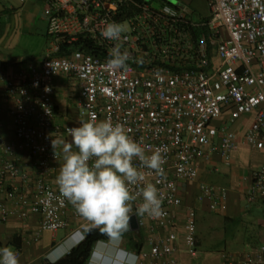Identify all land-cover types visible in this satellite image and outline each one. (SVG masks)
Returning a JSON list of instances; mask_svg holds the SVG:
<instances>
[{
  "label": "built area",
  "instance_id": "1",
  "mask_svg": "<svg viewBox=\"0 0 264 264\" xmlns=\"http://www.w3.org/2000/svg\"><path fill=\"white\" fill-rule=\"evenodd\" d=\"M39 1L47 25L43 56L37 64L6 78L3 86L14 104L10 116L15 136L3 153L17 148L33 157L35 193L30 211L40 217L34 239L67 226L68 201L47 181L60 158L51 133L70 138L68 128L79 126V122L54 126L52 81L67 75L79 84V121L95 117L120 123L148 153L167 147L164 175L144 170L145 182L160 189L164 214L136 216L138 231L146 232L145 247L131 252L137 264H178L180 252L194 257L193 209H186L181 237L176 229L175 212L183 206L179 184L197 179L198 160L218 154L229 164L238 137L230 124L241 117L254 114L243 134L244 143L253 148L264 144V0H203L205 15L168 0ZM111 21L126 25L121 50L130 55L127 71L112 70L107 64L115 45L101 36V30ZM0 174L13 180L19 170L5 161ZM5 195L15 204L20 199L14 191ZM259 197H264V167L253 171L246 195L249 203ZM203 199L211 212L227 208L223 187L200 185L198 200ZM25 215L18 206L0 204L1 223ZM72 215L83 220L72 235L85 236L89 221L75 209ZM119 243L124 238L96 242L86 264H104L110 249ZM14 249L20 254V249ZM224 261L264 264V245L240 259L225 257Z\"/></svg>",
  "mask_w": 264,
  "mask_h": 264
},
{
  "label": "crops",
  "instance_id": "2",
  "mask_svg": "<svg viewBox=\"0 0 264 264\" xmlns=\"http://www.w3.org/2000/svg\"><path fill=\"white\" fill-rule=\"evenodd\" d=\"M8 6L7 9L0 7V24L3 26L0 35V173L3 163L10 161L18 168L19 176L12 180L8 175L2 177L0 174V204L6 203L8 208L18 206L26 215L24 218L12 216L4 223L0 222V247L20 249V264H45L57 261L68 252L69 247L65 242L83 220L73 217L74 208L68 202L66 228L56 233L44 231L35 240L34 233L39 228L40 217L30 211L35 193L33 157L17 148H13L8 154L3 153L6 145L15 142L10 116L14 104L4 92V81L27 65L39 62L40 59L22 56L18 48L24 35L42 37L46 42L47 30L39 0H21V3L18 1V4ZM52 86L55 92L54 126L62 128L78 124V81L71 76L60 75L53 79ZM253 119L254 114H250L231 124V130L238 137L237 149L231 154L229 164H225L218 154L212 155L207 161L198 160L197 179L179 184L183 206L175 212L176 229L181 237L186 209H193L196 213L197 253L194 257L178 253V264H215V258L218 264H224L225 257L237 260L258 245H264V197H259L252 203L246 199L252 185L253 171L264 167V144L260 148H253L243 140V134ZM51 138L57 144L54 150L60 158L56 163V171L47 181L54 190H58L56 176L63 163L60 142L70 141L71 138L54 132L51 133ZM23 175L27 176L25 181L22 179ZM200 185L223 187L227 190V208L224 212H211L207 199L198 200ZM7 191H14L20 198L16 204L15 201L6 200ZM87 226L88 230L94 228L90 222ZM141 234L145 239L146 232ZM201 248H205L203 257H197Z\"/></svg>",
  "mask_w": 264,
  "mask_h": 264
},
{
  "label": "clouds",
  "instance_id": "3",
  "mask_svg": "<svg viewBox=\"0 0 264 264\" xmlns=\"http://www.w3.org/2000/svg\"><path fill=\"white\" fill-rule=\"evenodd\" d=\"M125 32L126 25L116 21L106 22L101 30V36L115 45L107 60L112 70L127 71L130 55L121 50ZM45 91L50 88L46 87ZM68 135L70 141L60 142L63 163L56 184L60 195L79 216L110 240L120 242L132 230L133 215L160 217L164 214L160 189L145 182L144 170L164 175L166 146L148 153L142 141L134 140L122 124L95 117L68 128ZM52 147H57L55 141ZM85 238L86 235L76 233L65 243L70 250L81 245ZM127 251L123 243H119L110 249L111 256L107 254L103 262L137 264L135 255ZM0 264H20L18 252L10 246L0 247Z\"/></svg>",
  "mask_w": 264,
  "mask_h": 264
},
{
  "label": "trees",
  "instance_id": "4",
  "mask_svg": "<svg viewBox=\"0 0 264 264\" xmlns=\"http://www.w3.org/2000/svg\"><path fill=\"white\" fill-rule=\"evenodd\" d=\"M3 31V26L0 24V35ZM86 236L85 241L74 248H71L63 257L55 262H46L45 264H86L90 256L93 245L101 240H105L104 234H102L97 228H90ZM123 246L125 249L133 252L143 249L145 246L144 239L141 231L127 232L124 237Z\"/></svg>",
  "mask_w": 264,
  "mask_h": 264
},
{
  "label": "rangeland",
  "instance_id": "5",
  "mask_svg": "<svg viewBox=\"0 0 264 264\" xmlns=\"http://www.w3.org/2000/svg\"><path fill=\"white\" fill-rule=\"evenodd\" d=\"M18 1L21 0H0V7H5L6 9L9 7V4H18ZM23 1V0H22ZM168 2L172 3V4H182L185 5L186 7H188L190 10H192L195 14H200V15H205L207 10L205 8V3L202 0H168ZM153 4H156L155 2H153ZM44 39L42 37H35V36H28V35H24L20 46L18 48V52L20 54H22V56L30 58V59H41L46 47V42L44 44ZM245 117V116H244ZM243 118V117H241ZM215 124L219 125L220 124V120L216 121ZM232 125L230 124V127ZM205 251V248H201L199 250V255L197 257H203V252ZM216 259V263L218 264V260ZM202 264V263H201ZM205 264V263H203Z\"/></svg>",
  "mask_w": 264,
  "mask_h": 264
},
{
  "label": "water",
  "instance_id": "6",
  "mask_svg": "<svg viewBox=\"0 0 264 264\" xmlns=\"http://www.w3.org/2000/svg\"><path fill=\"white\" fill-rule=\"evenodd\" d=\"M131 232H138L139 228H138V224H137V218L135 215H133V217L131 218ZM86 236L89 235L88 232L85 233ZM105 239H108L107 236H105Z\"/></svg>",
  "mask_w": 264,
  "mask_h": 264
},
{
  "label": "bare ground",
  "instance_id": "7",
  "mask_svg": "<svg viewBox=\"0 0 264 264\" xmlns=\"http://www.w3.org/2000/svg\"><path fill=\"white\" fill-rule=\"evenodd\" d=\"M108 256H111V254H109ZM107 262H109V261H107ZM104 264H106V263H104Z\"/></svg>",
  "mask_w": 264,
  "mask_h": 264
}]
</instances>
